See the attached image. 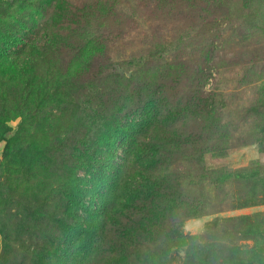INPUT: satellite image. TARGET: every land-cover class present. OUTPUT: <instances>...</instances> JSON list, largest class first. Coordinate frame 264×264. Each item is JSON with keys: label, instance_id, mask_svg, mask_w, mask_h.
Wrapping results in <instances>:
<instances>
[{"label": "rangeland", "instance_id": "1", "mask_svg": "<svg viewBox=\"0 0 264 264\" xmlns=\"http://www.w3.org/2000/svg\"><path fill=\"white\" fill-rule=\"evenodd\" d=\"M143 176L142 264H264V0H0V264H125L89 229L140 223Z\"/></svg>", "mask_w": 264, "mask_h": 264}, {"label": "trees", "instance_id": "2", "mask_svg": "<svg viewBox=\"0 0 264 264\" xmlns=\"http://www.w3.org/2000/svg\"><path fill=\"white\" fill-rule=\"evenodd\" d=\"M45 43L46 41L37 44V52L35 53L36 57L41 55L51 57L55 53H58L60 49L59 46L51 47ZM32 70L33 69L31 68L23 70L22 72L27 77L31 74ZM7 148H10V143L7 144ZM163 148L164 146L162 144L159 145L154 141H151L148 144V151L154 154V156L156 157L154 158L155 160H162L164 158V155H162ZM79 159L81 160V156L79 157ZM219 177L220 178L218 179V181L221 183H225L231 178L229 175H219ZM160 185V180H158V183H156L152 178L143 176V179H141L139 184L131 190L132 199H134L133 196L136 199V202L134 203L135 208L139 210L140 213L146 215L140 223L138 222V219H136L133 222L132 226L123 228L122 223L118 220V217L112 216L113 225L109 226V220L105 214H101L102 218L97 217L96 220L93 221L94 225L91 226L89 230H98L102 233V238L99 240L100 243L98 248L104 246L106 241L109 242L108 237H106L107 233H105V231H107L108 229L110 232H114L115 234L108 235L111 237L109 238L110 242L114 243L115 246H122L123 250L125 251L122 256V260L125 261V264H142L140 262V259L146 255V253H143L142 250H144L149 245H160L161 247L167 245V239L165 237L158 239L154 230L157 228L159 229V232H161L160 229H165L168 223L167 220H165V218L168 216V211L166 212L165 209L167 205L168 207L170 206L166 203V201L169 200L166 198H161V195L158 193L160 192V190L158 189L160 188ZM157 207L160 208V212L156 210ZM188 211H192V208H188ZM104 213H106L105 210ZM131 217H133V215H131ZM178 223L179 222L173 223V227L171 229L172 233L173 231L178 230ZM77 225L78 224H75V226ZM78 230L84 229H80L79 227H77L75 231L72 228V230L68 232L69 236L66 239L65 244H68L69 249L63 251L65 255L70 254L72 257H74V250H76L79 245L82 244L80 243L78 238L80 237V234L77 233ZM13 261H15V259H13Z\"/></svg>", "mask_w": 264, "mask_h": 264}]
</instances>
